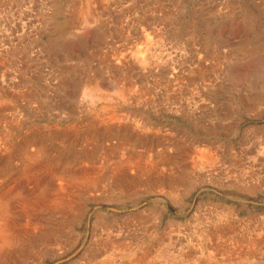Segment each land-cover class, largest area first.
Wrapping results in <instances>:
<instances>
[{
    "label": "rangeland",
    "instance_id": "1",
    "mask_svg": "<svg viewBox=\"0 0 264 264\" xmlns=\"http://www.w3.org/2000/svg\"><path fill=\"white\" fill-rule=\"evenodd\" d=\"M0 92L3 174V140L30 127L79 160L71 207L38 209L20 264H264V0H0ZM125 156L147 171L118 180Z\"/></svg>",
    "mask_w": 264,
    "mask_h": 264
},
{
    "label": "bare ground",
    "instance_id": "2",
    "mask_svg": "<svg viewBox=\"0 0 264 264\" xmlns=\"http://www.w3.org/2000/svg\"><path fill=\"white\" fill-rule=\"evenodd\" d=\"M87 1V0H86ZM84 4V3H83ZM245 8V7H244ZM81 10L83 11V9L81 8ZM80 10V11H81ZM223 12V11H222ZM252 12V11H251ZM89 9V6L86 7L85 12H84V18H86L87 20L92 18V15ZM229 14V13H228ZM232 14V13H231ZM255 15V14H254ZM75 16V15H74ZM94 16V15H93ZM81 17V14H80ZM83 17V15H82ZM248 17V16H247ZM76 18V17H75ZM94 18V17H93ZM74 20V19H73ZM75 21V20H74ZM91 21V20H90ZM253 21V20H252ZM85 22V21H84ZM81 23V22H80ZM76 24V23H74ZM63 25V24H62ZM77 25V24H76ZM67 28V27H66ZM195 29V28H194ZM7 30V29H6ZM10 30V29H9ZM17 30V28H16ZM52 30V29H51ZM50 30V31H51ZM59 30V29H58ZM62 30V29H61ZM65 31V30H64ZM179 31V30H178ZM53 32V31H52ZM61 33V32H60ZM34 35V34H33ZM75 35V34H74ZM22 36V34H21ZM20 36V37H21ZM55 37V36H54ZM76 37V36H75ZM18 38V37H17ZM20 39V38H19ZM49 40V39H48ZM53 40V39H52ZM151 40V39H150ZM147 42V40H146ZM33 45V44H32ZM35 47V46H33ZM32 47V48H33ZM143 47V45H142ZM151 47V46H150ZM149 46L147 48H150ZM146 48V49H147ZM140 49V48H139ZM144 49V47H143ZM154 49V48H153ZM149 51V50H148ZM148 51L146 54H148ZM154 51V50H153ZM132 52V51H131ZM139 52V51H138ZM152 52V50H151ZM151 52L149 51V54H151ZM241 52V51H240ZM135 53V52H134ZM144 53V52H143ZM154 53V52H153ZM145 54V55H146ZM131 55V53H130ZM141 55V54H140ZM144 56V55H143ZM152 56V54H151ZM159 56V54H158ZM164 56V55H163ZM123 57V56H122ZM126 57V56H125ZM134 57V56H133ZM132 57V58H133ZM150 58V56H148ZM153 57L155 58V56L153 55ZM152 57V58H153ZM157 57V56H156ZM118 58V57H117ZM130 58V57H129ZM139 58V57H138ZM136 58V61H138ZM115 59V58H113ZM124 59V58H123ZM122 59V60H123ZM134 59V58H133ZM159 59V58H157ZM216 59V58H215ZM128 60V58L126 59ZM148 60V59H146ZM145 60V61H146ZM152 60V59H151ZM117 61V59H116ZM129 61V60H128ZM127 61V62H128ZM135 61V60H133ZM140 61H144V60H139V64L141 63ZM143 62V65L145 63V65L147 66L146 62ZM158 61V60H157ZM163 62V61H162ZM166 62V61H164ZM118 63V62H117ZM120 63V62H119ZM118 63V64H119ZM137 63V62H136ZM148 65L150 64L149 62H147ZM159 61H158V65H159ZM125 64V63H124ZM123 64V65H124ZM127 64V63H126ZM138 64V63H137ZM120 65V64H119ZM128 65V64H127ZM133 65V64H131ZM142 65V64H141ZM151 65V64H150ZM157 64H155L156 66ZM157 65V66H158ZM164 65V64H163ZM138 66V65H137ZM153 65H151L152 67ZM165 66V65H164ZM130 67V66H129ZM128 67V68H129ZM136 67V66H135ZM139 67H141L139 65ZM145 67V66H144ZM150 66L146 67L149 68ZM153 68V67H152ZM156 68V67H155ZM139 69V68H138ZM167 69V68H166ZM131 70V69H130ZM129 70V72H130ZM135 70V69H134ZM121 71V70H120ZM141 71V70H140ZM140 71H136L137 73ZM144 71V70H143ZM146 71V70H145ZM150 71V70H149ZM154 71V70H153ZM134 73V72H133ZM143 73V72H142ZM146 73V72H145ZM150 73V72H149ZM130 74V73H129ZM144 74V73H143ZM142 74V75H143ZM148 74V73H147ZM144 76V75H143ZM150 76V75H148ZM142 77V76H140ZM146 77V74H145ZM127 78V77H126ZM143 78V77H142ZM140 78V79H142ZM147 78V77H146ZM160 78V77H159ZM6 80V79H5ZM119 81V80H118ZM10 83V82H8ZM95 83V82H94ZM117 83V82H116ZM111 84V83H110ZM118 84V83H117ZM120 84V83H119ZM130 84V83H129ZM12 85V84H11ZM10 85V86H11ZM8 86V85H7ZM91 86V85H90ZM115 86V85H114ZM128 86V85H127ZM12 88V87H11ZM114 88V87H113ZM126 88V87H125ZM76 89V88H75ZM93 89V88H92ZM85 90V89H84ZM130 90V89H129ZM91 91V90H90ZM93 91V90H92ZM121 91V89H120ZM132 92V91H131ZM155 92V91H154ZM2 93V92H0ZM93 93V92H92ZM91 93V94H92ZM98 93V92H97ZM96 93V94H97ZM115 93V92H114ZM89 94V93H87ZM89 94V95H91ZM95 94V93H94ZM121 94V93H120ZM8 95V94H7ZM10 95V94H9ZM86 95V94H85ZM123 95V94H122ZM132 95V94H131ZM21 96V95H20ZM19 96V97H20ZM87 96V95H86ZM95 96V95H94ZM119 96V95H118ZM128 96V95H127ZM132 96H135L132 95ZM131 96V97H132ZM143 96V95H142ZM32 97V96H31ZM90 97V96H89ZM5 98V97H4ZM13 98V97H12ZM17 98V96L15 97ZM21 98V97H20ZM34 98V97H33ZM93 98V97H92ZM96 98V97H95ZM99 98V97H98ZM103 98V97H102ZM19 99V98H18ZM16 100L19 102V100ZM30 99V98H29ZM91 99V98H89ZM88 99V101H89ZM10 100V99H9ZM92 100V99H91ZM113 100V99H112ZM126 100V99H125ZM15 101V102H16ZM26 101V100H24ZM93 101V100H92ZM95 101V100H94ZM98 101V99H97ZM111 101V100H110ZM115 101V100H113ZM130 101V100H129ZM3 102H5L3 100ZM13 102V101H12ZM17 102V104H18ZM26 102H30V101H26ZM84 102V101H83ZM125 102V101H124ZM140 102V101H139ZM1 103V102H0ZM20 103V102H19ZM95 103V102H94ZM143 103V102H142ZM23 104V102H22ZM26 106V103H24ZM28 104V103H27ZM80 104V103H79ZM83 104V103H81ZM150 104V102H149ZM3 105V104H2ZM31 105V104H29ZM128 105V104H127ZM6 106V105H5ZM107 106V105H106ZM1 107V106H0ZM4 107V105H3ZM19 108V107H18ZM33 107H31L32 109ZM80 108V107H79ZM16 110V109H15ZM11 112V110H10ZM17 112V110H16ZM3 113V111H2ZM15 113V112H14ZM13 113V114H14ZM108 113V112H107ZM12 114V115H13ZM106 114V113H105ZM17 115V114H16ZM11 117V115L9 116ZM15 117V116H14ZM18 117V116H17ZM24 117V116H23ZM16 118V117H15ZM19 118V117H18ZM113 118V117H112ZM116 118V117H115ZM118 118V117H117ZM8 119V118H7ZM10 119V118H9ZM13 119V118H12ZM122 119V118H121ZM125 119V118H124ZM1 120V119H0ZM23 120V119H21ZM106 120V118H105ZM7 121V120H6ZM12 121V120H11ZM122 121V120H120ZM120 121H118L120 123ZM124 121V120H123ZM126 121V120H125ZM97 122V121H96ZM114 122V121H113ZM129 122V121H128ZM8 123V122H7ZM26 123V122H25ZM99 123V121H98ZM107 123V122H106ZM116 123V122H114ZM126 123V122H124ZM2 124V123H1ZM113 124V123H112ZM127 124V123H126ZM125 124V125H126ZM129 125V124H128ZM127 125V127H128ZM2 126V125H1ZM0 126V127H1ZM10 126V125H9ZM15 126V125H14ZM20 126V125H19ZM26 126V125H25ZM87 126V125H86ZM120 126V125H119ZM136 126V125H135ZM16 127V126H15ZM18 127V125H17ZM95 127H97L95 125ZM113 127V126H112ZM123 128L125 126H122ZM121 127V128H122ZM13 128V127H12ZM19 128V127H18ZM75 128V127H74ZM72 128V129H74ZM77 128V127H76ZM120 128V129H121ZM23 129V128H22ZM78 129V128H77ZM138 129V128H137ZM14 130V128H13ZM75 130V129H74ZM105 130V128H104ZM112 130V129H111ZM110 130V131H111ZM114 130V128H113ZM124 130V129H123ZM143 130V129H142ZM146 130V128H145ZM149 130V129H148ZM109 131V130H108ZM115 131V130H114ZM13 132V131H12ZM16 132V130H15ZM65 132V131H64ZM68 132V131H67ZM113 132V131H111ZM137 132V131H136ZM144 133V132H143ZM5 134V133H4ZM7 134V133H6ZM14 135V133H12ZM71 134V133H70ZM75 134V133H74ZM102 134V133H101ZM111 134V133H110ZM126 134V133H125ZM23 137L21 136V138L17 141H12L10 140L8 137V139H4L3 140V149L6 155V159L2 160V164L4 163L5 169L7 171V174H3L2 172V166H0V264H20L24 258V256L29 254V248L32 249L31 245L38 241H33L32 239L36 238L37 236H35L34 234L36 232H34L36 229H38V222L42 219H39V217H37V211L38 209H40L43 206H46L49 201L50 204L47 205V208L50 209L51 206H53V209L56 208V210L60 213V214H65V211L68 210L72 203L70 201V199L66 198V192L70 189V187H72L75 183L74 181V177L72 174V161H74L73 163H76L78 161H75L73 158V155L71 153V149H69L68 147L64 149H62V151H60L59 149H55L52 148L50 144H48L47 142H45L42 137H41V133L38 130V128L35 127H30L28 130H26L25 133H22ZM60 135V134H59ZM62 135V134H61ZM72 135V134H71ZM103 135V134H102ZM114 135V134H113ZM137 135V134H136ZM55 134H53L50 137H54ZM63 136V135H62ZM61 136V137H62ZM20 137V136H19ZM71 137V136H68ZM105 137V136H104ZM114 137V136H113ZM132 137H135L132 135ZM131 137V139H132ZM13 138V137H12ZM66 138V137H65ZM130 138V137H129ZM53 139V138H52ZM51 139V140H52ZM59 140V138H57ZM90 139V138H89ZM125 139V138H124ZM14 140V139H13ZM63 140V139H62ZM66 140V139H65ZM64 140V141H65ZM92 140V139H91ZM120 140V139H119ZM122 141H125L123 139H121ZM61 141V140H60ZM64 141H62V143H64ZM69 141V140H68ZM67 141V142H68ZM131 142V141H130ZM2 143V142H1ZM0 143V144H1ZM58 143V142H57ZM97 143V142H96ZM121 143V142H120ZM126 143V142H125ZM69 144V143H68ZM136 144V143H135ZM120 146H124L122 144H119ZM131 145V144H130ZM98 146V144H97ZM126 146V145H125ZM113 148V147H112ZM122 148V147H121ZM94 149V148H93ZM97 149V148H96ZM95 149V150H96ZM123 150V149H122ZM58 151V152H57ZM108 151V150H107ZM112 150H110L111 152ZM114 151V150H113ZM3 152V153H4ZM95 152V151H93ZM91 153V152H90ZM87 154V153H86ZM133 154V153H132ZM85 155V154H84ZM129 155V154H128ZM63 156L69 157V158H63V160L61 161V158ZM151 156V155H150ZM1 157V156H0ZM87 157V156H86ZM158 157V156H156ZM155 157V158H156ZM205 157V156H204ZM3 158V157H2ZM77 157L75 156V159ZM83 158V157H82ZM85 158V157H84ZM126 158V159H125ZM125 160L122 163V167H116V170L114 171L117 178H118V174H120L121 172L124 171L125 168H130V167H140L139 162H137L138 160H140L138 158L137 161H134L133 156H125ZM154 158V157H153ZM142 159V158H141ZM161 159V158H160ZM77 160V159H76ZM158 160V159H157ZM16 161L17 162V172H15L14 167L12 166V163ZM61 161V162H59ZM143 162V161H141ZM158 162V161H156ZM165 162V161H164ZM163 162V163H164ZM255 162V161H254ZM154 163V161H153ZM72 164V165H71ZM119 164V163H118ZM151 164V163H150ZM121 166V165H118ZM152 166V165H151ZM193 166V165H192ZM143 167V166H142ZM208 167V166H207ZM115 168V167H114ZM190 168V167H189ZM202 168V167H201ZM85 169V168H84ZM137 169V168H136ZM194 169V168H193ZM197 169V168H195ZM45 172L43 173V176H41L39 178V176L37 175L38 171H42ZM87 170V169H86ZM139 170V169H138ZM137 171V170H136ZM142 171H147L146 168H141L140 167V172ZM160 171V170H159ZM206 171V170H205ZM82 172V171H81ZM185 172V171H184ZM40 173V172H39ZM86 173V172H85ZM84 173V174H85ZM186 173V172H185ZM193 173H195L193 171ZM110 175V171L108 173ZM127 174V173H126ZM139 174V173H138ZM149 174V173H148ZM80 175V174H79ZM83 175V174H82ZM125 175V174H124ZM123 175V176H124ZM111 176V175H110ZM109 176V177H110ZM125 177V176H124ZM130 177V176H129ZM160 177V176H159ZM175 177V176H174ZM177 177V175H176ZM82 178V177H81ZM106 178V177H105ZM112 178V177H111ZM114 178V177H113ZM116 178V179H117ZM121 178V177H120ZM118 178V180L120 179ZM139 178V177H137ZM147 178V177H146ZM151 178V177H150ZM149 178V179H150ZM100 179V178H99ZM129 179V178H128ZM154 179V178H152ZM4 180H6L5 182H3ZM86 184V186H90L95 187V185L97 184V178L96 177H83V179ZM264 180V179H263ZM77 181V180H76ZM111 181V179H110ZM121 181V180H120ZM125 181V180H124ZM130 181V180H129ZM184 181V180H183ZM195 181V180H194ZM116 182V180H115ZM118 182V181H117ZM140 182V181H138ZM162 182V181H161ZM173 182V181H172ZM114 183V182H113ZM126 183V182H125ZM134 183V181H133ZM78 184V183H77ZM115 184V183H114ZM154 184V183H153ZM156 184V183H155ZM75 186V185H74ZM83 186V184H82ZM130 186V185H129ZM155 186V185H154ZM171 186V185H170ZM85 187V186H84ZM97 187V186H96ZM95 187V189H96ZM112 187V186H111ZM86 188V187H85ZM89 188V187H88ZM118 188V187H116ZM94 189V188H92ZM126 190V188H124ZM82 190V189H81ZM128 190V188H127ZM92 191V190H91ZM90 190L88 192H91ZM119 191V190H118ZM93 192V191H92ZM172 192V191H171ZM74 193V192H73ZM173 193V192H172ZM171 193V194H172ZM71 194V193H70ZM124 194V193H123ZM168 194V193H167ZM170 194V195H171ZM174 194V193H173ZM74 195V194H73ZM76 195V194H75ZM114 195V194H113ZM169 195V196H170ZM124 196V195H123ZM73 197V196H72ZM116 198V197H115ZM74 210V209H73ZM56 211V212H57ZM228 211V210H227ZM47 212V211H46ZM226 212V211H225ZM230 213V212H229ZM50 215V214H49ZM218 215V214H217ZM220 215V214H219ZM233 215V214H232ZM44 216V215H43ZM222 216V215H221ZM45 217V216H44ZM43 217V218H44ZM227 217V216H226ZM229 217V216H228ZM42 218V217H41ZM215 218V217H214ZM55 219V218H54ZM228 219V218H227ZM230 219V218H229ZM25 221L26 225L22 226L21 224H19V221ZM46 220V219H45ZM53 220V218H52ZM222 220V219H220ZM225 221V220H224ZM227 222V221H226ZM57 224V223H56ZM59 224V223H58ZM223 224V223H222ZM229 224V223H228ZM227 224V225H228ZM232 224V223H231ZM230 224V225H231ZM50 225V224H49ZM215 226V225H214ZM221 226V225H220ZM73 227V226H72ZM225 227V226H224ZM231 227V226H230ZM247 227V226H246ZM256 227V226H255ZM29 228V229H28ZM226 228V227H225ZM233 229V227H231ZM260 228V227H259ZM212 229V228H211ZM264 229V228H263ZM218 230V229H217ZM220 230V229H219ZM223 230V229H222ZM237 230V229H236ZM250 230V229H249ZM247 230V232L249 231ZM261 230V229H260ZM39 234H41V241L44 242V244L49 245L53 244L55 245L56 242L58 241L57 238V230H54L53 228H51L50 226L45 227L43 229H39ZM210 231V229H209ZM255 231V230H254ZM104 232V231H103ZM206 232V231H205ZM213 232V230H212ZM220 232V231H219ZM227 232V231H225ZM240 232V231H239ZM242 232V231H241ZM250 232V231H249ZM248 232V233H249ZM252 232V231H251ZM256 232V231H255ZM208 233V232H207ZM218 233V231H217ZM224 233V232H223ZM220 234V235H224V234ZM253 233V232H252ZM108 234V233H107ZM211 234V233H210ZM214 234V233H213ZM246 234V233H245ZM244 234V235H245ZM260 234V233H259ZM209 235V234H208ZM254 236V234H252ZM256 235V234H255ZM35 236V237H33ZM214 236H218L217 234H215ZM258 236V235H257ZM102 237V236H100ZM215 237V239H216ZM224 237V236H223ZM233 237V236H232ZM241 237V236H240ZM243 237V236H242ZM247 237V236H246ZM260 237V236H259ZM63 238V237H62ZM211 238V237H209ZM220 238V237H219ZM222 238V237H221ZM256 238V237H255ZM214 239V242H216ZM228 238H226L227 240ZM240 239V238H239ZM246 239V238H245ZM30 240V241H29ZM99 240V239H98ZM113 240V239H112ZM189 240V239H188ZM213 240V239H212ZM238 240V239H237ZM255 240V239H254ZM63 241V240H62ZM101 241V240H99ZM103 241V240H102ZM107 241V240H106ZM211 241V240H210ZM221 241V239H220ZM224 241V240H223ZM252 241V240H251ZM257 241V240H256ZM41 242V243H42ZM47 242V243H46ZM108 242V241H107ZM174 242V241H173ZM209 242V240L207 241ZM234 242V241H233ZM239 242V241H238ZM242 242V241H240ZM262 242V241H261ZM260 242V244H262ZM40 243V242H38ZM58 243V242H57ZM100 243V242H99ZM111 244V242H109ZM115 243V242H114ZM205 243V242H204ZM203 243V244H204ZM211 243V242H209ZM209 243L208 246L209 247ZM227 243V242H226ZM250 243V242H249ZM27 244V245H26ZM35 244V243H34ZM187 244V242H186ZM199 244V243H198ZM213 244V241H212ZM215 244V243H214ZM230 244V243H229ZM236 244V243H235ZM241 244V243H240ZM252 244V243H251ZM264 244V243H263ZM98 245V244H97ZM108 245V243H107ZM112 245V244H111ZM111 245L109 247H111ZM146 245V244H145ZM185 245V244H184ZM190 245V244H189ZM218 244H216L217 246ZM237 245V244H236ZM243 245V244H242ZM253 245V244H252ZM251 245V246H252ZM64 246V245H63ZM106 246V245H105ZM210 246H213L210 244ZM215 246V245H214ZM213 246V248H214ZM230 246V245H229ZM241 246V245H240ZM248 246L250 247V244H248ZM260 246V245H259ZM264 246V245H263ZM40 247V246H39ZM61 247V246H59ZM96 247V246H95ZM103 247V246H102ZM149 247V246H147ZM207 247V248H208ZM219 247V246H218ZM225 247V246H224ZM237 247V246H236ZM246 247V246H245ZM248 247V248H249ZM256 247V244H255ZM254 247V248H255ZM258 247V246H257ZM101 248V247H100ZM112 248V247H111ZM172 248V247H171ZM184 248V246H183ZM191 248V247H190ZM189 248V249H190ZM212 248V247H211ZM230 248V247H229ZM239 248V247H237ZM263 248V247H261ZM64 249V248H63ZM103 249V248H102ZM154 249V248H153ZM181 249V248H179ZM52 250V249H51ZM105 249H103L104 251ZM107 250V249H106ZM223 250V247H222ZM225 250V249H224ZM232 250V249H231ZM234 250V249H233ZM252 250V249H250ZM250 250H247L250 252ZM259 250V249H258ZM44 251V250H43ZM46 251V249H45ZM56 251V250H55ZM229 251V250H228ZM257 251V250H255ZM260 251V250H259ZM264 251V250H263ZM47 252V251H46ZM165 252V251H164ZM163 252V253H164ZM201 252H205V250L202 249ZM248 252V253H249ZM254 252V251H253ZM55 253V252H54ZM58 253V252H57ZM102 253V252H101ZM147 253L145 252L143 253V255L140 256L139 254V258L137 259V264H148L146 262L147 259ZM212 253H214V251H212ZM245 253V252H244ZM247 253V254H248ZM251 253V252H250ZM26 254V255H25ZM46 254V253H45ZM150 254V253H149ZM174 254V253H173ZM179 254V253H178ZM221 254V252H220ZM242 254V253H241ZM240 254V255H241ZM246 254V255H247ZM49 255V254H48ZM91 255V254H90ZM95 255V254H94ZM161 254H159L158 256H160ZM184 255V254H183ZM188 255V254H187ZM191 255V254H190ZM188 255V256H190ZM214 255V254H213ZM227 255V253H226ZM229 255V254H228ZM227 255V256H228ZM256 255V254H255ZM259 255V254H258ZM31 256V255H30ZM98 256V255H97ZM216 256V255H215ZM214 256V257H215ZM218 256V255H217ZM226 256V257H227ZM234 256V255H233ZM28 257V256H27ZM94 257V256H93ZM171 257V255H170ZM208 256L204 262H202L201 264H227L229 262L228 260H224L223 262H216L215 263V258ZM221 257V256H220ZM218 257V258H220ZM229 257V256H228ZM241 257V256H240ZM264 257V255L261 256V258ZM32 258V257H31ZM155 258V257H154ZM168 258V257H167ZM172 258V257H171ZM174 258V257H173ZM176 258V257H175ZM178 258V257H177ZM191 259V257H189ZM198 258V257H197ZM230 258V257H229ZM260 258V259H261ZM133 259H136L133 258ZM165 259V258H164ZM184 259V257H183ZM189 259V260H190ZM203 259V258H202ZM239 259V258H238ZM258 259V258H256ZM34 260V259H33ZM106 260V259H105ZM127 260V259H126ZM163 260V259H162ZM182 260V259H181ZM192 260V259H191ZM195 260V259H194ZM232 260V259H231ZM230 260V261H231ZM234 260V259H233ZM240 260V259H239ZM250 260V259H249ZM38 261V260H37ZM94 261V260H92ZM115 261V260H114ZM133 261V260H132ZM155 261V259H154ZM157 261V260H156ZM185 261V260H184ZM236 261V260H235ZM242 261V260H241ZM240 261V262H241ZM247 261V260H245ZM40 262V260H39ZM102 262V261H101ZM116 262V261H115ZM114 262V264H115ZM162 262V261H161ZM191 262V261H190ZM226 262V263H225ZM122 263V262H121ZM126 263V262H125ZM136 263V262H135ZM154 263V262H153ZM152 263V264H153ZM167 263V262H166ZM254 263V262H253ZM109 264V262H108ZM160 264V262H159ZM162 264V263H161ZM174 264V263H173ZM199 264V263H198ZM230 264V263H228ZM246 264V263H245ZM256 264V263H255ZM258 264V263H257Z\"/></svg>",
    "mask_w": 264,
    "mask_h": 264
}]
</instances>
